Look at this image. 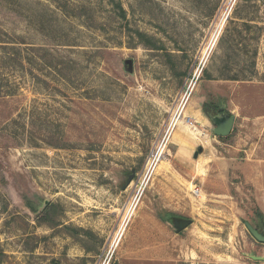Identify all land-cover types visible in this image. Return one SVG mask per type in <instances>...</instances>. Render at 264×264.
<instances>
[{"label":"rangeland","instance_id":"374dc122","mask_svg":"<svg viewBox=\"0 0 264 264\" xmlns=\"http://www.w3.org/2000/svg\"><path fill=\"white\" fill-rule=\"evenodd\" d=\"M263 80L264 0H0V264H264Z\"/></svg>","mask_w":264,"mask_h":264},{"label":"water","instance_id":"95a60500","mask_svg":"<svg viewBox=\"0 0 264 264\" xmlns=\"http://www.w3.org/2000/svg\"><path fill=\"white\" fill-rule=\"evenodd\" d=\"M127 66L129 67V70L131 69L132 63L131 61L126 62ZM234 118L232 116H227L226 119L219 122V124L216 126V128L213 130V133L215 136L219 138L227 137L233 127ZM203 148L198 147L196 151L193 152V158L197 159L200 154H202ZM190 225V222L188 220H182L180 222H177L175 224V227L178 231H181L185 228H187ZM244 226L246 230L250 233V235L260 243H264V236L260 235L248 222H244Z\"/></svg>","mask_w":264,"mask_h":264},{"label":"built area","instance_id":"2783aa9c","mask_svg":"<svg viewBox=\"0 0 264 264\" xmlns=\"http://www.w3.org/2000/svg\"><path fill=\"white\" fill-rule=\"evenodd\" d=\"M198 77H199V74H198L197 77H195V72L192 74L191 78L189 79V86H188L186 92L184 93V95L182 97L183 102L181 103L180 106H176V108H174L171 120H173L176 117L178 118L180 111L182 109H184L185 106L187 105V101H188V99H189V97H190V95L192 93V90L194 88V85H195L196 81L198 80ZM171 120H170V122H171ZM158 152H159V147H158L156 152L151 154L150 158L148 159V161L146 163L144 173H143L141 179L139 180L138 184L136 185L138 193H141L144 190L145 186L147 185V183L149 181V178L146 179V174L148 173L149 169H146V168H147V165H150V166L153 165V163L155 161V156L158 154ZM128 209H130V208H128ZM108 255H109V252H108Z\"/></svg>","mask_w":264,"mask_h":264},{"label":"trees","instance_id":"16d2710c","mask_svg":"<svg viewBox=\"0 0 264 264\" xmlns=\"http://www.w3.org/2000/svg\"><path fill=\"white\" fill-rule=\"evenodd\" d=\"M253 68H254V66H253ZM251 71L252 72H250L249 75L237 76V78L234 77V78H232V80H237L238 78H242V79L255 78L257 75L256 70L253 69ZM204 113H205V110H204ZM56 213H57V207L54 205L48 204L41 213V214H43V216H42L40 222L41 223H47L48 227H51L53 229L56 227H59L60 223L56 222L57 220H55Z\"/></svg>","mask_w":264,"mask_h":264},{"label":"bare ground","instance_id":"6f19581e","mask_svg":"<svg viewBox=\"0 0 264 264\" xmlns=\"http://www.w3.org/2000/svg\"><path fill=\"white\" fill-rule=\"evenodd\" d=\"M191 129H192V131L193 132H195V131H197L198 130V128L196 127V126H194L192 123L190 124V126H189ZM169 129H170V125H169ZM169 129H168V131H169ZM168 131H167V134H168ZM196 133V132H195ZM167 134H166V138H167ZM200 138H197V139H199V141L201 142V144H203V143H207V142H210V139L208 138V137H205L204 135H200L199 136ZM165 138V139H166ZM165 141V140H164ZM162 145V144H161ZM160 148H161V146L159 147V152H158V154L155 156V161H154V163H153V165L152 166H150V165H147V168L146 169H149L148 170V173L146 174V179H148L149 178V180L151 179V177H152V174H153V172H154V169H155V167H156V165L158 164V162H160V160H161V158H162V156H160ZM157 156H158V158H157ZM150 166V167H149ZM145 179V180H146Z\"/></svg>","mask_w":264,"mask_h":264},{"label":"flooded vegetation","instance_id":"af4514ba","mask_svg":"<svg viewBox=\"0 0 264 264\" xmlns=\"http://www.w3.org/2000/svg\"><path fill=\"white\" fill-rule=\"evenodd\" d=\"M218 109L219 108H216L215 110L216 111H218ZM251 225V224H250ZM252 226V225H251ZM260 235H262V236H264V233L263 232H261L258 228H255L254 226H252ZM248 232V231H247ZM249 233V232H248ZM249 235H250V233H249ZM251 236V235H250ZM251 238L256 242V243H258V244H262V245H264V243H260V242H257L252 236H251Z\"/></svg>","mask_w":264,"mask_h":264}]
</instances>
